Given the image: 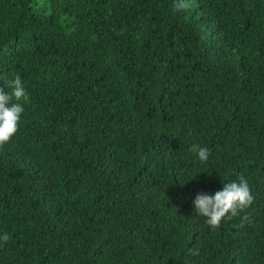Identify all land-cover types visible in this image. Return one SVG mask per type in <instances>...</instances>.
I'll return each mask as SVG.
<instances>
[{
	"label": "trees",
	"instance_id": "1",
	"mask_svg": "<svg viewBox=\"0 0 264 264\" xmlns=\"http://www.w3.org/2000/svg\"><path fill=\"white\" fill-rule=\"evenodd\" d=\"M188 2L0 0V87L29 97L0 264H264V0ZM240 174L249 221L212 230L193 201Z\"/></svg>",
	"mask_w": 264,
	"mask_h": 264
},
{
	"label": "clouds",
	"instance_id": "2",
	"mask_svg": "<svg viewBox=\"0 0 264 264\" xmlns=\"http://www.w3.org/2000/svg\"><path fill=\"white\" fill-rule=\"evenodd\" d=\"M190 7L188 0H173L174 12L186 11ZM6 86L8 92L0 87V147L10 142L18 132L21 115L25 110L21 101L26 102L29 99L20 75L7 81ZM188 151L200 162H207L210 156V150L199 143H193ZM254 199L248 180L240 174L237 179L224 182L222 190L216 191L215 194L198 193L193 204L197 215L204 217L205 223L215 230L225 219L231 220L236 217L240 218L242 227L249 221V215L245 210L253 204ZM2 239L7 242L9 236L5 234Z\"/></svg>",
	"mask_w": 264,
	"mask_h": 264
}]
</instances>
